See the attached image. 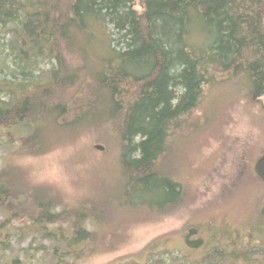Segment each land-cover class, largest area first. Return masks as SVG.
Returning <instances> with one entry per match:
<instances>
[{
  "label": "trees",
  "instance_id": "1",
  "mask_svg": "<svg viewBox=\"0 0 264 264\" xmlns=\"http://www.w3.org/2000/svg\"><path fill=\"white\" fill-rule=\"evenodd\" d=\"M98 25L111 28L99 46ZM0 46V140L39 154L76 127L111 129L121 185L71 205L4 163L0 250L15 223L32 224L60 264L105 239L106 213L172 216L184 194L175 169L158 166L179 154L178 132L219 79H238L244 108L264 124V0H0ZM164 252H148V264H162Z\"/></svg>",
  "mask_w": 264,
  "mask_h": 264
},
{
  "label": "rangeland",
  "instance_id": "2",
  "mask_svg": "<svg viewBox=\"0 0 264 264\" xmlns=\"http://www.w3.org/2000/svg\"><path fill=\"white\" fill-rule=\"evenodd\" d=\"M104 27L98 25L95 29L97 46L104 44L110 34V26ZM4 54L0 52V58ZM204 89L203 106L187 119L174 140L179 154L158 166L161 170L175 169L174 178L184 194L180 208L169 217L136 222L126 215L116 220L113 212L106 213V218L111 219L100 230L106 234L105 239L96 240V246H91L93 251L88 247L85 255L77 259L64 257L60 264H127L131 259L148 264V252L160 249L165 250L159 255L162 264L177 260L181 264H207L204 247L190 250L183 243L186 228L195 224L204 246L213 247L225 243L224 236L215 232L218 224L232 222L231 214L254 215L255 205L264 198V186L252 167L264 153V124L244 108L238 79L224 77L216 86ZM261 102L264 103V96ZM96 145L102 149H96ZM119 155L111 129L76 127L70 133L55 136L51 148L39 154L22 149L17 140L10 144L0 140V166L10 163L19 167L31 183L51 186L62 195L64 203L71 205L92 193L98 196L119 193ZM209 225L213 227L207 232ZM86 227L91 229L92 225ZM40 228L15 223L1 243L0 264H11L15 259L17 264H54L51 249L54 242L43 238ZM113 233L119 236L109 247ZM252 235L257 236V232L252 231ZM256 236L252 240L264 245V234ZM248 254L244 252L245 257ZM224 262L219 260L216 264Z\"/></svg>",
  "mask_w": 264,
  "mask_h": 264
},
{
  "label": "flooded vegetation",
  "instance_id": "3",
  "mask_svg": "<svg viewBox=\"0 0 264 264\" xmlns=\"http://www.w3.org/2000/svg\"><path fill=\"white\" fill-rule=\"evenodd\" d=\"M261 155H259L255 159L252 166L253 168L256 160ZM258 180L262 183L259 178ZM258 203L260 204L255 205L253 216L244 217L236 214H231L233 216L232 222L226 221L222 222L221 225L218 224L216 226L215 232L220 236H224V244L220 243L213 245V247H205V241L199 235V229L196 227V225L194 224V226L187 227L183 238L185 237L188 229L193 228L195 229L194 234L189 239H202L201 245H199L198 247H191L189 249L194 250L196 248L201 249L204 247V252L206 254L205 257L208 260L207 264H216V262H218L219 260H225L224 263L226 264H264V245L261 242L257 243L256 240H252V238L256 236L252 235V231L257 232L256 237H259L261 233L264 234V198L261 201H258ZM260 206L261 209L259 210ZM224 216L229 217V215L225 214ZM244 220L248 221L244 223ZM240 225L242 226V228L239 229ZM212 227L213 226L209 225L207 232L209 231V229H212ZM245 236H247L248 238H245ZM239 243H243V245H240ZM246 244L250 246H247ZM243 246L247 248L243 249ZM240 251H246L249 254L247 255V257H245L244 255H241V253H238Z\"/></svg>",
  "mask_w": 264,
  "mask_h": 264
},
{
  "label": "water",
  "instance_id": "4",
  "mask_svg": "<svg viewBox=\"0 0 264 264\" xmlns=\"http://www.w3.org/2000/svg\"><path fill=\"white\" fill-rule=\"evenodd\" d=\"M96 149H102V146L100 145H96L95 146ZM254 173L256 174V176L262 181V183L264 184V154H262L255 162L254 164ZM194 230L193 228L188 229L185 237L183 238V242L187 247H198L199 245H201L202 243V239H196V240H192L189 239L193 234H194Z\"/></svg>",
  "mask_w": 264,
  "mask_h": 264
}]
</instances>
